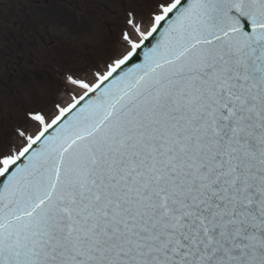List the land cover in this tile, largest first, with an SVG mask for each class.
Returning a JSON list of instances; mask_svg holds the SVG:
<instances>
[{
    "label": "snow or ice",
    "instance_id": "6c2138e0",
    "mask_svg": "<svg viewBox=\"0 0 264 264\" xmlns=\"http://www.w3.org/2000/svg\"><path fill=\"white\" fill-rule=\"evenodd\" d=\"M0 264H264V0H0Z\"/></svg>",
    "mask_w": 264,
    "mask_h": 264
},
{
    "label": "rangeland",
    "instance_id": "374dc122",
    "mask_svg": "<svg viewBox=\"0 0 264 264\" xmlns=\"http://www.w3.org/2000/svg\"><path fill=\"white\" fill-rule=\"evenodd\" d=\"M55 0H49L51 6ZM43 7V4L40 5ZM57 7H63L62 4H57ZM55 10V9H52ZM64 11L72 19V29L74 34L65 36L63 39H57L55 33L52 34V40L55 42L56 49L53 51L52 62L48 64L46 71L51 75L52 81L57 79L56 69L63 63H74L81 56L95 58L96 51L104 44L106 37L103 35V29L99 20L93 22L82 20L79 13L72 9L65 8ZM43 31V30H40ZM113 32H118V28H113ZM48 35L44 36V40H48ZM60 63H57V62ZM39 72V69L36 70ZM37 89L51 88L55 89V84H44L37 80L33 81ZM13 115H17V110L13 111Z\"/></svg>",
    "mask_w": 264,
    "mask_h": 264
}]
</instances>
